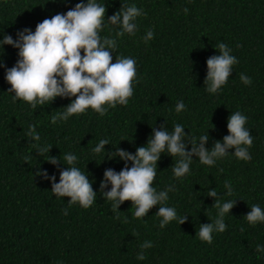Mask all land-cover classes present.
Wrapping results in <instances>:
<instances>
[{
	"label": "trees",
	"instance_id": "trees-1",
	"mask_svg": "<svg viewBox=\"0 0 264 264\" xmlns=\"http://www.w3.org/2000/svg\"><path fill=\"white\" fill-rule=\"evenodd\" d=\"M79 2L0 0V39L7 34L15 40L25 28L34 32L44 19L66 13ZM96 2L107 9L101 38L117 42L113 62L116 57L136 61L134 92L127 105H105L104 115L89 108L53 124L51 117L63 112L75 97H57L35 109L22 100L14 102L5 74L18 60V49L0 48L4 64L0 67V264H264V251H256L257 245L264 248V222L250 225L244 218L254 204L264 210V0ZM132 4L145 13L135 21V34L115 37L118 29L107 18L122 5ZM149 30L154 37L145 42ZM221 42L238 63L227 83L212 94L204 83L207 60L220 54L215 46ZM241 73L252 83L244 84ZM180 101L185 110L177 113ZM237 111L247 117L245 128L253 137L250 161L237 159L234 149L212 166L194 156L189 173L179 179L172 171L178 157L162 153L157 162L152 186L157 191L173 187L165 206L173 207L178 218L186 216L183 224L177 219L161 228L162 218L156 215L161 205L134 218L130 201L113 210L112 202L102 196L104 171L119 172L125 165L119 157L110 159L117 147L134 154L146 146L153 127L164 125L172 131L180 124L197 141L208 133L205 147L211 150L215 141L223 142L229 134L228 118ZM32 125L39 140L27 135ZM102 139L109 144L93 153ZM43 148L51 149L39 154ZM68 153L77 157L75 166L88 175L97 193L87 209L79 203L70 206L69 197H56L52 181L40 175H55L59 183L60 171L68 166L63 156ZM52 157L61 164L49 163ZM211 189L216 190V198L207 195ZM217 198L235 204L224 216L226 230L213 231L209 244L197 234L200 225L218 218L213 206ZM145 241L153 246L142 250ZM141 251L144 260L136 258Z\"/></svg>",
	"mask_w": 264,
	"mask_h": 264
},
{
	"label": "clouds",
	"instance_id": "clouds-1",
	"mask_svg": "<svg viewBox=\"0 0 264 264\" xmlns=\"http://www.w3.org/2000/svg\"><path fill=\"white\" fill-rule=\"evenodd\" d=\"M106 11V5L99 4L96 0H87L86 3L81 0L66 13L56 14L38 23L34 32L25 28L17 32L15 40L11 35L5 34L0 39V48L11 45L18 49V60L14 66L6 69L5 74V79L11 86L8 92L14 93V102L22 100L35 109L37 105L52 103L57 97H75L64 107L63 112L51 117L53 124L57 120L66 121L70 116L83 114L89 108L104 115L107 112L105 105L111 108H115L117 104L127 105L134 92L136 61L130 57H116L113 62L112 53L117 48L116 39L100 36ZM187 11L185 8L184 12ZM144 14L135 4L122 5L107 21L118 29L115 37H123L126 33L134 35L137 29L135 21ZM153 37V32L149 30L143 39L147 42ZM215 47L220 54L207 60L208 72L204 82L206 91L212 94L217 93L227 83L233 65L238 63L225 43L221 42ZM0 67H4L2 60ZM240 80L244 84L252 83L251 78L243 73L240 74ZM183 110L185 104L180 101L175 111L180 113ZM246 121L247 117L241 112L232 113L227 123L229 134L224 136L223 142L215 141L211 150L205 147L209 140L208 133L201 135L197 141L196 137L186 135L185 128L180 124H176L172 131L164 125L159 129L153 127L146 146L138 147L134 154L118 147L111 153L110 159L119 157L125 161V165L119 172L111 168L104 171L100 183L102 196L112 202L113 210H118L121 204L130 201L135 209L134 218H142L154 206L161 205L156 212L162 218L161 228L177 219L179 224H183L186 216L178 218L173 207L165 206L168 192L173 187L157 191L152 186L161 154L167 153L172 158H179L172 167L173 174L178 179L189 173L194 156L198 157L200 163L212 166L217 159L228 155L229 149H234L237 159L250 161L248 149L252 146L253 137L245 128ZM27 135L34 140L40 139L35 132V125L30 126ZM108 144L107 139L100 140L92 149L93 153L104 151ZM188 144L191 145L190 151L187 150ZM50 149H39V154L49 152ZM63 159L68 166L60 171L59 183H56L55 175L49 177L47 172H40V175L52 181L51 192L56 197H69L70 206L79 203L83 208H89L97 197L92 182L88 175L75 166V155L64 154ZM129 161L131 167L128 166ZM48 162L53 165L61 164L57 157H52ZM109 185L110 190L104 191ZM225 187L229 189L228 195H231L230 184L226 182ZM207 195L216 198L217 192L211 189ZM234 204L235 201L232 200L222 203L220 199H216L213 206L218 209V218L214 223L200 225L197 235L201 241L211 244L213 231L222 233L226 230L224 216ZM244 218L250 225L264 222V210L254 204ZM133 235L139 234L134 232ZM152 246L150 241L140 245L142 250ZM256 251L262 252L264 248L257 245ZM136 258L144 260V252H139Z\"/></svg>",
	"mask_w": 264,
	"mask_h": 264
}]
</instances>
